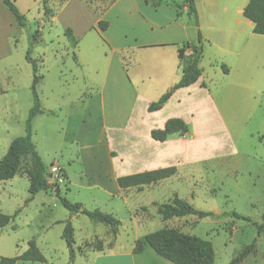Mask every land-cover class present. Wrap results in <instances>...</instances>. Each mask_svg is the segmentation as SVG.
<instances>
[{
  "label": "rangeland",
  "instance_id": "1",
  "mask_svg": "<svg viewBox=\"0 0 264 264\" xmlns=\"http://www.w3.org/2000/svg\"><path fill=\"white\" fill-rule=\"evenodd\" d=\"M66 1L25 0V12L13 1L24 17L21 27L0 0V160L11 141L25 135L26 120L34 105L33 73L26 60L29 52L38 67L37 75L41 76L36 86L41 113L32 120L31 139L45 165L48 182L68 202L80 203L87 210L99 209L120 222L113 237L105 225L85 215L72 216L75 248L80 253L100 249L104 254H133L136 240L165 228L209 241L214 264H264V231L258 235L256 228L264 217V40L247 43V54L241 60L235 52L242 39L237 38L234 46L225 37L231 39L230 34L224 36L215 28L205 31L213 43L202 47L201 85L200 91H195V127L188 126L189 137L195 138V144L189 147L195 151V161L181 167L178 176L149 191L126 193L125 204L114 195L111 178L103 175L111 171L99 144L103 115L104 127H108L107 135L112 140V127L126 122L131 107L136 106L137 118L143 114L140 104H134L139 91L129 86L127 71L147 68L158 51L145 49L132 56L120 47L140 44L152 26L153 34H159L155 25L191 30L193 24L184 13L174 16L175 9L170 4L152 7L144 0H123L102 15L114 0H69L63 8ZM236 5L228 8L229 14L218 6L217 21L226 28L237 26V17L246 20ZM98 19L108 23L106 32L97 29ZM71 26L78 38L80 29L94 28L77 39ZM37 30L40 33L33 41ZM201 44L197 42L198 46ZM230 48L234 49L233 54L229 53ZM222 65L228 72L224 73ZM154 85L145 82L148 90ZM172 111L171 108L164 114ZM122 142L114 141V146L117 153L124 154L128 147ZM85 144L92 149L85 150ZM94 153L98 158L97 170L93 171L89 157ZM29 171L30 165L23 159L12 179L0 181V213L12 216L19 210L13 221L0 230V254L23 253L27 242L34 240L44 254L56 252L57 258L63 254L65 257L68 253L61 233L69 213L52 191L39 192L25 203L30 196ZM174 197L217 217L200 219L189 215L163 221L160 205ZM153 201L156 203L152 206L139 209L142 202L144 205ZM232 213L242 218H235ZM253 242L249 255L234 263ZM141 254L135 258L137 264H171L149 247Z\"/></svg>",
  "mask_w": 264,
  "mask_h": 264
},
{
  "label": "crops",
  "instance_id": "2",
  "mask_svg": "<svg viewBox=\"0 0 264 264\" xmlns=\"http://www.w3.org/2000/svg\"><path fill=\"white\" fill-rule=\"evenodd\" d=\"M17 7L27 9L25 0H13ZM33 2L43 0H32ZM123 0H114L113 3L102 11V15L107 14L109 11L113 10L116 5ZM249 0H194L195 8L198 17L199 23V31L202 38V47L205 44H212L213 41L209 39L206 35L205 31H219L224 36L226 34H230L232 38L230 39L228 36H225L227 40L232 41V45L235 46L236 39H242L241 46L235 52V55L239 59H244L247 54L246 44L252 40L258 39L260 42L264 40V35H257L252 32L253 24L246 20H241L240 18H236V25L231 29L223 26L219 20L217 21V9L218 6L222 8L223 13H228V8L232 7L233 3H237L236 8L241 12H243L244 7L248 3ZM18 2V3H16ZM20 2V5H19ZM69 2L66 1L62 6L66 7V4ZM23 4V5H22ZM222 4V5H221ZM164 6V5H161ZM159 6V7H161ZM18 9V10H19ZM20 11V10H19ZM20 11V13H22ZM182 12L186 14V8L184 7ZM173 13V12H172ZM101 15V16H102ZM176 16V11L175 14ZM232 15V13H231ZM235 15H237L235 13ZM233 15V16H235ZM54 16H56L54 14ZM177 17V16H176ZM243 17V15H242ZM234 18V19H235ZM244 18V17H243ZM245 19V18H244ZM54 20V18H53ZM99 21V19H98ZM97 21V22H98ZM155 24V22H153ZM78 25H76L77 27ZM242 26L245 29H242ZM159 34H153L154 29L153 26L150 28L147 33H144L146 39H140V44L134 45H125L120 47L121 51H125L128 55L134 56V52H138L140 50L145 49H156L154 52L155 56L150 59V65L146 68L143 66V70H136L134 72V68L130 71H127L129 78V86L132 87L133 90L139 91L138 95L134 100V104L138 102L140 106L144 109L143 114L136 117V106H133L129 109L128 115L126 118V122L122 126L112 127L114 135H112V140L109 139L107 135L108 127H104L103 120L102 125L103 129L101 131L102 141L99 142L104 150V156L107 158V162L111 166V171L103 173L108 178H111V188L115 196H119L122 198L123 203L127 204L125 195L126 193L138 194L144 191H149L154 186L160 185V183L164 180L170 179L174 176H178L180 173V168L188 163H194L195 161V151H190V145L195 144V138L189 137V130L185 135L174 134L170 136L164 142L154 141L150 137V132L156 129H162L167 120L177 118L184 121V123L189 126L192 124L195 127V91H200V79L202 78V70L201 76L197 80V82L192 85L179 88L172 89L171 96L166 101V103L161 107L160 110L154 112H148L147 108L150 103L155 102L159 99V97L168 91V88L173 87L181 76V67L179 66L178 60V50L186 43L191 45H197V29L196 27L190 28L191 30H187V27L177 26L176 28L171 29L165 27H158ZM72 28V29H71ZM71 31L75 38L79 39L81 36H85L86 32H88L94 26H91L89 29L85 27L80 29V37L75 33V29L71 26ZM109 28V25H108ZM107 28V30H108ZM164 29V30H162ZM194 29V30H192ZM248 29V31H246ZM106 30V31H107ZM104 31V32H106ZM189 31V32H188ZM194 31V32H193ZM102 32V33H104ZM85 33V34H84ZM190 33H192L190 35ZM155 35V36H153ZM233 39V40H232ZM135 42L138 39H134ZM139 41V40H138ZM263 45V43H261ZM233 46V47H234ZM191 49H185L184 54L186 56L191 55ZM229 53L233 54L234 49H229ZM202 56H203V48H202ZM200 64V63H199ZM136 66L141 68L142 66L137 62ZM225 66V65H224ZM200 67V66H199ZM226 67V66H225ZM227 68V67H226ZM109 72V71H108ZM228 72V68H227ZM155 83L151 89H147L145 87V82ZM198 91V92H199ZM187 105L184 108V105ZM168 115L164 113L167 110H170ZM183 108L185 111H183ZM82 131H80L81 139ZM127 145L128 152L127 153H117V148L114 146V141H122ZM122 142V144H123ZM92 149L91 146L85 144V150ZM102 156L103 154L99 152ZM193 157L194 159H191ZM97 153L92 154L89 157V162H92L91 170H97L96 168V160ZM167 167H174L175 174L167 179L158 181L156 183L145 185L141 187H132L128 189H120L116 183V179L122 176L132 175L136 173H142ZM93 173V172H92ZM124 198V199H123ZM155 201L150 202V204H144L143 202L139 204V209L141 210L144 206H152ZM72 217V216H71ZM71 220V218H70ZM37 246V245H36ZM38 248V247H37ZM27 249V247H26ZM39 249V248H38ZM39 251L45 258V262H33V261H18L15 264H137L136 256L142 255L140 254H115L113 252H109L104 254L102 251H86L84 253L75 252L72 260L69 259L68 254L61 255V258H57V253H53L52 255L44 254L41 249ZM55 251V250H53ZM65 253H68L67 248ZM20 254H0V257H15ZM63 256V258H62ZM55 259L57 261H55ZM82 259V260H80ZM139 264H157L153 263H139Z\"/></svg>",
  "mask_w": 264,
  "mask_h": 264
},
{
  "label": "trees",
  "instance_id": "3",
  "mask_svg": "<svg viewBox=\"0 0 264 264\" xmlns=\"http://www.w3.org/2000/svg\"><path fill=\"white\" fill-rule=\"evenodd\" d=\"M2 4L14 16L18 26H24V17L21 15L12 0H1ZM145 4L152 7H159L161 5L170 4L176 11L177 18L183 13L182 10L186 8V16L189 17L193 26L197 29V42H202L201 34L198 29V17L195 8L194 0H144ZM242 15L245 19L253 24L252 32L257 35H264V0H249L243 9ZM108 23L103 20L97 22V29L100 32L106 31ZM70 32V30H68ZM39 31H35L32 36L33 41L39 35ZM73 43L77 44V40L71 36ZM191 49V55L184 54L185 49ZM202 57V46L184 44L178 50L179 66L181 67V76L178 82L172 89L185 88L197 80L201 76V68L199 63ZM26 60L31 64L33 80L31 85V92L34 100V105L29 111L28 118L25 125V135L13 139L0 160V181H7L12 179L18 172L20 162L26 159L30 165L29 178V198L26 204L29 203L33 197L39 192L52 191L60 204L69 213V218L63 223V230L61 239L64 241L68 251L69 259L72 260L75 252H79L75 248L73 237V227L71 224V216L82 213L89 220L105 225L109 228L114 237L120 222L112 215L104 213L99 209L87 210L83 208L80 203L68 202L58 191L53 187V184L48 182L46 178L45 165L39 156L34 143L32 142V120L41 113L40 102L36 92V86L41 80V76L37 75L38 67L35 60L31 59L29 52L26 54ZM224 73L227 68L221 66ZM171 96V91L162 94L159 99L149 104L148 112H154L161 109L166 101ZM188 132V127L183 120L173 118L166 121L162 129L152 130L150 137L154 141L164 142L174 134L185 135ZM174 167H167L132 175L122 176L116 179V183L120 189H128L132 187H141L150 185L158 181L167 179L175 174ZM17 210L12 216L0 213V230L9 225L13 218L17 215ZM159 214L161 219L166 221L170 218H181L189 215L198 218L212 217L217 215L213 212H204L196 209L191 204L174 197L171 202L160 205ZM235 218H242L236 213H232ZM258 235L264 231V217L261 224H256ZM255 242L246 247L240 256L234 260V263L243 261L249 253L254 249ZM146 247H149L158 257L168 261L171 264H214V252L209 241L200 239L193 235H187L177 232L172 229H160L143 236L142 239L136 240L132 249L133 254H140ZM100 251V249H99ZM18 261H33L45 262V258L36 246L34 240L27 242V249L15 257H0V264H15Z\"/></svg>",
  "mask_w": 264,
  "mask_h": 264
},
{
  "label": "water",
  "instance_id": "4",
  "mask_svg": "<svg viewBox=\"0 0 264 264\" xmlns=\"http://www.w3.org/2000/svg\"><path fill=\"white\" fill-rule=\"evenodd\" d=\"M199 46H201V45H199ZM81 215H82V213H80Z\"/></svg>",
  "mask_w": 264,
  "mask_h": 264
}]
</instances>
